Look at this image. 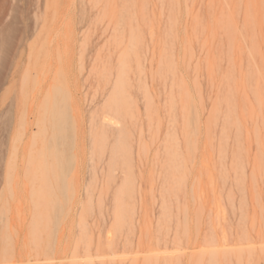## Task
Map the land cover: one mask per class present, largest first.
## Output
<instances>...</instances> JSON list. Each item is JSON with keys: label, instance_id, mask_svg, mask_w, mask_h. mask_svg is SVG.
<instances>
[{"label": "rangeland", "instance_id": "rangeland-1", "mask_svg": "<svg viewBox=\"0 0 264 264\" xmlns=\"http://www.w3.org/2000/svg\"><path fill=\"white\" fill-rule=\"evenodd\" d=\"M0 264H264V0H0Z\"/></svg>", "mask_w": 264, "mask_h": 264}, {"label": "bare ground", "instance_id": "bare-ground-1", "mask_svg": "<svg viewBox=\"0 0 264 264\" xmlns=\"http://www.w3.org/2000/svg\"><path fill=\"white\" fill-rule=\"evenodd\" d=\"M68 43V42H67ZM58 86V85H57ZM54 87V86H53ZM52 87V88H53ZM52 88H51V90H52ZM59 89V88H58ZM54 90H55V88H54ZM60 91H61V88L59 89ZM63 91V90H62ZM53 92V91H52ZM55 92V91H54ZM53 92V93H54ZM52 96H53V94H51ZM63 95V94H62ZM60 99V98H59ZM47 101H49L50 102V100L48 99ZM53 101V103L51 104H49L48 106H47V109H46V113H47V116H48V118H50V120L52 121V128H53V131H55V133L58 131V130H60V129H62L64 126H63V124H62V120H63V111H62V108H60L59 106H60V103H59V106L57 105V103H56V97L55 96H53V99H51V102ZM66 102V101H65ZM47 103V102H46ZM62 106H64V105H62ZM65 107V106H64ZM67 108V107H66ZM64 116H65V114H64ZM68 116V115H67ZM67 121H69V120H67ZM67 123H69V122H67ZM74 123V122H73ZM60 132V131H59ZM63 132H65V131H63ZM63 132H62V134H63ZM68 132V131H67ZM66 132V133H67ZM68 135V134H67ZM66 135V136H67ZM62 136V135H61ZM69 162V161H68ZM54 176H55V174H54ZM59 177H61V175L59 176ZM45 178V177H44ZM60 179V178H59ZM63 179H65V178H63ZM44 180V179H43ZM44 181H46V180H44ZM66 182V181H65ZM64 182V183H65ZM44 183V182H43ZM49 184V183H48ZM60 186H63V185H60ZM65 186H67V185H65ZM75 187V186H74ZM67 187H65V189H66ZM72 188V187H71ZM76 188V187H75ZM59 189L60 190H62L61 189V187H59ZM64 189V190H65ZM70 189V188H69ZM37 190V189H36ZM58 190V189H57ZM75 191V190H74ZM57 192H59V191H57ZM48 193V192H47ZM62 193H63V190H62ZM61 193V194H62ZM65 194H66V191L64 192ZM63 193V194H64ZM38 194V193H37ZM62 194V198H64L65 197V200H66V196H64ZM67 194H68V192H67ZM47 196V195H46ZM59 198V197H58ZM61 198V199H62ZM49 199V198H48ZM35 200V199H34ZM64 200H62V202H63ZM57 202V201H56ZM61 203V202H60ZM56 205H58V204H56ZM61 205H62V203H61ZM71 205V204H70ZM50 206V205H49ZM60 206V205H59ZM57 207V206H56ZM65 213V212H64ZM49 239V238H48ZM110 242V241H109ZM213 248V247H212ZM178 256V255H177ZM85 261V260H84Z\"/></svg>", "mask_w": 264, "mask_h": 264}]
</instances>
